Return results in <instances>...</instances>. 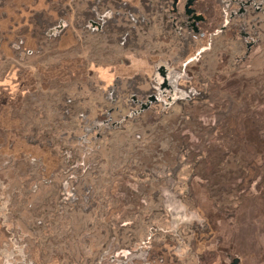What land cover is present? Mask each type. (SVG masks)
<instances>
[{"label":"rangeland","instance_id":"obj_1","mask_svg":"<svg viewBox=\"0 0 264 264\" xmlns=\"http://www.w3.org/2000/svg\"><path fill=\"white\" fill-rule=\"evenodd\" d=\"M13 1L0 0V20ZM235 2L201 1L213 5L209 23L190 34L168 0H50L32 14L37 46L68 77L51 93L26 94L15 113L26 140L49 147L58 164L48 172L42 158L0 155V245L21 238L33 264H140L144 252L167 264H217L218 250L226 263L235 257L239 219L264 220V12L248 51L254 36L242 34ZM67 31L77 37L64 47ZM29 59L0 57L6 69ZM104 68L132 71L113 76L109 97ZM150 96L158 100L141 109ZM38 125L54 133L38 136ZM3 250L0 264H28L13 244Z\"/></svg>","mask_w":264,"mask_h":264},{"label":"crops","instance_id":"obj_2","mask_svg":"<svg viewBox=\"0 0 264 264\" xmlns=\"http://www.w3.org/2000/svg\"><path fill=\"white\" fill-rule=\"evenodd\" d=\"M205 1L208 3L209 0ZM49 3L50 0H37L36 4L33 0H14V7L8 8L10 9L8 12L2 11L7 18L0 20V57L2 54L5 56L6 60L11 59L14 60V62L23 61V59L27 57L28 59L31 58V60L29 59L30 62L32 61L30 64V62L25 60V65H22L20 62V65L14 66H11L12 64L9 63L7 69L4 68L5 66L2 60L0 61V155L11 159L12 157L19 159L22 155H32L35 158H42L48 172L57 166V159L54 158L49 147L38 143H31L26 140L27 136L23 134L22 129L24 126V119H22V116L16 115L15 109L23 105V98L26 94L38 91L45 92L46 94L48 92L51 93L54 90L55 82L63 84L67 82L68 70L63 67L66 64L63 61L54 64L51 51L42 50L41 45L37 46V40L32 36V34H35L34 23L32 21L33 18L31 19L32 14L46 12ZM210 7L211 11H213V5L210 3L205 9L201 1L199 5H196V9H201V12L204 13L207 19L206 24L209 23ZM22 15L26 18H21ZM210 19L212 20L211 17ZM17 34L20 36L19 38L23 39L21 40L23 46L20 53L17 51L19 56L14 57L16 54L15 50H13V46L8 43L13 40ZM48 37L52 38L50 36ZM76 37V35H70L67 31L59 37V42L62 43L61 46H64L68 41L72 39L75 40ZM34 43L35 46H33ZM7 56L10 57L8 58ZM98 70L100 74L105 73L107 75L106 77L101 76V85H106V88L113 83V76L114 78H118L119 75L120 77H130L129 72H132L129 69L122 68L120 71L111 70V68ZM71 74L78 75L74 70ZM79 77L80 76L76 77V80H78ZM47 103L50 109L45 115H53L52 102ZM75 118L80 119L79 114H77ZM38 127V136L42 134L41 132L49 134L54 133L52 129H48L46 126L38 125ZM41 127H44V129L41 130ZM49 134L45 135L47 136ZM239 220L242 224H245H239L238 231L235 233L236 235L232 237V240L234 241L235 239L236 243L233 245L235 248L234 251L238 253L230 262L227 261L226 263L220 254V250H218L219 255L215 251L214 259H216L217 264H231L234 259H237V264H264V227H262L264 225V220H260L259 227L255 226L254 223H252L254 226L247 224V217ZM222 233H226V230L222 231ZM224 238L227 240L231 239L230 236H223L222 239ZM227 250H230V247L227 248ZM149 261L151 262L150 264H167L169 260H167L165 255L153 257V253H151V259H149ZM181 262L178 260L175 262L174 260L173 262L171 261V264H187L184 260ZM191 262L192 261L188 264H194ZM202 263H204V261H202Z\"/></svg>","mask_w":264,"mask_h":264},{"label":"flooded vegetation","instance_id":"obj_3","mask_svg":"<svg viewBox=\"0 0 264 264\" xmlns=\"http://www.w3.org/2000/svg\"><path fill=\"white\" fill-rule=\"evenodd\" d=\"M185 1L186 0H178L177 3H175V7H174V1L168 0V2L170 4L169 9L171 10V13L174 15V19H175L176 23H179L181 25V27L188 29L189 34L195 33V32L197 33L200 31L199 29H201L202 24H205L207 22V19H206L205 15L202 12H199V10H198V14H201V16L203 17V20L196 22V25H195L196 30H195L194 26L192 25L193 20H191L184 12ZM200 1H202V0H196L194 2L193 7L195 9H196V5H199ZM258 1H260V0H256L254 3H256ZM229 2L231 3V1H229ZM242 4H246V6L238 12L239 14H241L244 17V23L242 24V27H241V29L243 30L242 34L248 35V38H250L251 36H254V39H253V41H251V44L248 43L247 45H245V49L249 51L252 47L256 46L257 42L260 41V39H261L260 19H261V15H263V14H262V12L256 13L255 11H253L255 6L253 7V5H252L253 3L250 1L248 2V0H243ZM180 5H182V7H180ZM262 8H264V4L262 5ZM260 11H261V9H260ZM251 12H254V13H251ZM263 12H264V10H263ZM225 15H227V14H225ZM250 15H252V18L250 19L251 21H249V19H248L250 17ZM256 24L259 26L257 28V30L255 29ZM89 26H91L93 29H97L99 24L89 22L87 24V27H89ZM250 28H252V30H250ZM126 37H127V35H125V37H122V40H124ZM19 42H17V41L15 43L13 42L11 45L13 46V48L19 49V47H20ZM189 60H192V58L190 57ZM115 88H116V85L114 84V81H113V84H111V86L109 88L110 91L108 92V97H109V95H112L113 91H115ZM151 97H153L154 99L153 100L150 99ZM148 98H149L148 103L141 104V109H143L145 106H147V104H149L151 101H157L158 100L155 96H150ZM63 108H64V106H63ZM64 112L70 113L68 107L65 106ZM83 117H84V114L79 113L80 120H83ZM34 159H35V157H34ZM34 159H32V160L35 161ZM7 240H4L3 242H1V245H0L3 253H6L3 249L8 248L9 244H13L16 248H18V251H19L18 253L20 255V259L23 262H26L28 264H33V263H31V261L28 259L27 255L23 251L24 242L22 241L21 238L9 237Z\"/></svg>","mask_w":264,"mask_h":264},{"label":"water","instance_id":"obj_4","mask_svg":"<svg viewBox=\"0 0 264 264\" xmlns=\"http://www.w3.org/2000/svg\"><path fill=\"white\" fill-rule=\"evenodd\" d=\"M173 1H174V7H175V3H177L178 0H173ZM195 1L196 0H186L185 3H184V12H185V14L191 20H193L192 21V25L194 26V29L196 30V26H195L196 25V22L203 20V17L201 16V14H198L197 9H195L193 7ZM236 1L237 2H235V3L237 5V10H238L237 13H238L240 10H242L246 6V4H242L243 0H236ZM249 1L253 3L252 4L253 7L255 6V8H254L253 11L258 12V11H260V9H261V11L264 10L262 8V5L264 4V0H260V1L256 2V3H254L256 0H248V2ZM224 6L228 7V4H224ZM225 12L226 11H224V13ZM225 14H227V13H225ZM233 14H234V12L231 11L230 14H229V16L232 17ZM157 70H158V73L161 74L162 80H163L162 83H161L162 84L161 87H168L169 84L166 83V80H167V78H166L167 77L166 71L168 69L163 64H161L158 67ZM150 99L153 100L154 98L151 97ZM133 256L134 255H132L130 258H134L135 257V256L134 257ZM149 259H151V257L149 256V254L144 252L143 253V256L142 257H139V259H137V260L140 262V264H150L151 262L149 261ZM130 261H131V259H130ZM116 264H119V263H116ZM231 264H237V259H234Z\"/></svg>","mask_w":264,"mask_h":264}]
</instances>
